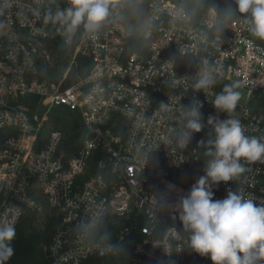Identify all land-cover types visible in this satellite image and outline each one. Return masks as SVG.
<instances>
[{
    "label": "built area",
    "instance_id": "built-area-1",
    "mask_svg": "<svg viewBox=\"0 0 264 264\" xmlns=\"http://www.w3.org/2000/svg\"><path fill=\"white\" fill-rule=\"evenodd\" d=\"M129 1L110 0L98 33H66L45 22L48 0H0V220L16 231L29 213L57 222L49 264H213L189 248L175 206L204 175L208 117L228 118L212 103L225 84L245 94L233 118L264 137V43L239 14L216 33L218 10L197 13L195 0ZM59 49L70 69L56 65ZM201 58L217 76L207 93L193 88ZM194 99L205 128L183 149L178 116ZM55 108L80 119L73 150L48 125ZM241 163L214 199L231 190L264 203V159Z\"/></svg>",
    "mask_w": 264,
    "mask_h": 264
},
{
    "label": "clouds",
    "instance_id": "clouds-1",
    "mask_svg": "<svg viewBox=\"0 0 264 264\" xmlns=\"http://www.w3.org/2000/svg\"><path fill=\"white\" fill-rule=\"evenodd\" d=\"M235 8H225L217 18L215 32L224 29L235 14L247 22L252 36L264 40V0H233ZM111 15L110 0H68L66 8L45 15V22L58 24L66 33L83 29L84 33H98ZM215 72L201 58L194 77L193 88L203 91L214 87ZM239 81L225 84L217 93L214 107L227 114V119L209 116L207 124L212 127L214 138L200 141L208 145L205 155L204 175L191 186L175 210L188 234L189 248L201 256L209 257L213 264H264V203L257 204L239 191H228L224 199H214L213 184L229 182L246 171L241 161L264 159V137L248 136L238 119L233 118L241 93ZM203 105L192 100L182 105L178 116L179 131L175 143L187 148L193 135L204 128ZM159 111L169 112L168 103H160ZM176 217L174 216L173 219ZM16 237L11 221L0 220V264H8L14 254L11 244Z\"/></svg>",
    "mask_w": 264,
    "mask_h": 264
},
{
    "label": "trees",
    "instance_id": "trees-1",
    "mask_svg": "<svg viewBox=\"0 0 264 264\" xmlns=\"http://www.w3.org/2000/svg\"><path fill=\"white\" fill-rule=\"evenodd\" d=\"M196 12L205 11L210 6H214L220 16L225 8H235L233 0H195ZM62 0H48L46 14L51 12L53 15L57 10L61 9ZM264 43V40H260ZM56 65L63 67L64 70L72 67V54H66L63 49H59ZM54 74V73H53ZM49 74V77L54 78L56 74ZM48 125L52 131H57L62 134L64 141L68 144V148L73 150V144L81 140L82 127L78 116L64 109L55 108L48 114ZM58 223L53 219L45 217L43 214L29 213L20 223L16 237L12 241L14 254L8 263L12 264H49L48 259L43 251L53 233L57 228ZM121 260V258H120Z\"/></svg>",
    "mask_w": 264,
    "mask_h": 264
},
{
    "label": "rangeland",
    "instance_id": "rangeland-1",
    "mask_svg": "<svg viewBox=\"0 0 264 264\" xmlns=\"http://www.w3.org/2000/svg\"><path fill=\"white\" fill-rule=\"evenodd\" d=\"M147 0H130L129 1V8H132L135 11H140L138 8L144 4ZM143 8V7H141ZM141 13V12H139ZM241 95H245L243 91H240Z\"/></svg>",
    "mask_w": 264,
    "mask_h": 264
}]
</instances>
